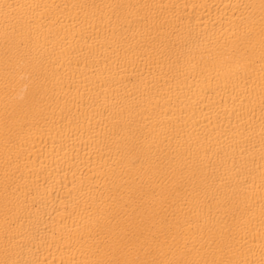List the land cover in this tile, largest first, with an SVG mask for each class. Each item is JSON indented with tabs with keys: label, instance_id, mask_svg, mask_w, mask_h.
I'll return each instance as SVG.
<instances>
[{
	"label": "bare ground",
	"instance_id": "1",
	"mask_svg": "<svg viewBox=\"0 0 264 264\" xmlns=\"http://www.w3.org/2000/svg\"><path fill=\"white\" fill-rule=\"evenodd\" d=\"M0 264H264V0H0Z\"/></svg>",
	"mask_w": 264,
	"mask_h": 264
}]
</instances>
